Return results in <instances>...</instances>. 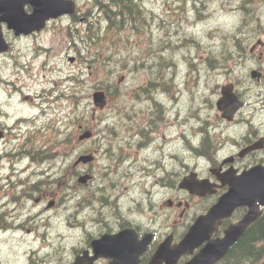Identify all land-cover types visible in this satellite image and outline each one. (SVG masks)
<instances>
[{
	"label": "rangeland",
	"instance_id": "obj_1",
	"mask_svg": "<svg viewBox=\"0 0 264 264\" xmlns=\"http://www.w3.org/2000/svg\"><path fill=\"white\" fill-rule=\"evenodd\" d=\"M218 2H220V0H218ZM127 4L133 6V8L135 7L134 3L127 2ZM161 9L162 8H160L159 11H161ZM239 23L240 22H239L238 17L229 16V15H226L223 11H218L216 22L211 27L206 26V27L201 28L202 35H206V32L209 29L213 28L215 31L213 33V37H211L209 39L202 40V36L200 34L196 33V36L201 39L200 40L201 42L199 41V44H200L199 48L195 49L196 50L195 52H198V54L201 55L202 58H205L209 55L208 51H218L223 47L224 43H226L229 47L234 48L232 46L233 42L231 41L229 35L234 33L233 31L236 29V27L239 25ZM56 29H58V27ZM181 31L183 33L186 32L187 34L189 33V35L195 34V32L193 33L191 30H188L186 28H182ZM198 31H200L199 28H198ZM240 31L241 30H238L237 32H240ZM70 40H71V38H69V37L55 36L53 33L52 34L48 33L41 38V42L47 46V49H48L47 53H48V56L51 59V61L53 63H55L58 60V61L63 62L65 65H68V62L70 63L69 56H76L77 55L76 49L70 50L68 48ZM32 47H34V46L28 44V50H30ZM169 59H170V57H169ZM198 63H199V68H202L205 71L206 67L200 62V60H198ZM72 64H75V63H70L69 67ZM171 64H174V63L171 62ZM29 66H30V64H29ZM35 66H36V73L38 75V78L40 79V80H36V84H35L36 91H34V92H37V90H39V85L41 83L49 82L50 80H49V78L47 80H44V78L41 79V76L45 73V71L40 72V64L38 62H36ZM182 67L183 68L185 67L184 63L182 64ZM51 72H52V70H51ZM99 77L100 78L104 77L103 72H100V74L92 77L91 79H88L85 82V89H84L85 98L91 99L90 96H91V93L93 91V87H92L93 82L96 79H98ZM51 83H52V81H51ZM170 89H172V86ZM34 92H31V93H34ZM52 94H53V97H55L54 91L52 92ZM87 95H88V97H87ZM121 99H124V98H121ZM87 101H88V99H85L84 104L87 103ZM53 105L54 106H53V109L51 111L46 112L45 115L43 114V120L42 121L45 122L46 118L48 116L53 118L56 114V115H59V118H61V119L63 118L65 123H66L67 119H69V117H70V116H67V114L70 110L62 102H59V104L57 105V106H59L58 108L55 107L56 102H54V101H53ZM68 127H69V123L67 124V126H65V125L62 126L63 130H65V129L68 130ZM77 130H78L77 125H73L72 129L69 128L68 131H72V133L74 135H76ZM55 137L57 138V135H55L53 131H48L46 134H44L40 138V140L38 139L39 137L37 138V140H39L38 144H41L42 142H48V144H51L53 141H55ZM169 147H170V149H173L172 148L173 145L171 143L169 144ZM56 231H58V230H56Z\"/></svg>",
	"mask_w": 264,
	"mask_h": 264
},
{
	"label": "flooded vegetation",
	"instance_id": "obj_2",
	"mask_svg": "<svg viewBox=\"0 0 264 264\" xmlns=\"http://www.w3.org/2000/svg\"><path fill=\"white\" fill-rule=\"evenodd\" d=\"M31 8L30 4H27L26 8ZM5 27V25L3 26ZM10 42V41H9ZM7 53L0 54V60L4 58ZM8 70L6 65H2L0 67V90L7 85ZM5 90V88H3ZM247 101V104H254V98ZM254 117L251 121L248 122L247 125L243 126L244 131V139L242 141V145H239L237 148L232 149L230 151H241L243 148H248L251 146H255L259 144L260 146L256 149L248 151L244 157L240 158L236 155V153L230 155V161L224 163L221 161L215 168L219 171L223 172L227 169L234 167L239 170L247 169L255 164H264V120L259 116L258 112L253 108ZM252 129V131H249ZM13 134L10 128L6 125L5 121H0V211H2L5 216H11L17 210L18 205L25 199L28 193L23 192L21 195L14 189V184L9 181V177H6L3 171V161L5 159L13 157L12 154H9L10 151H14V146H12ZM239 148H241L239 150ZM215 151H220V148ZM35 188V187H34ZM226 190V186L219 189V193H222ZM34 201L38 202V199L33 198ZM127 200V199H126ZM129 200V199H128ZM127 200V201H128ZM104 227L106 223L104 222Z\"/></svg>",
	"mask_w": 264,
	"mask_h": 264
},
{
	"label": "water",
	"instance_id": "obj_3",
	"mask_svg": "<svg viewBox=\"0 0 264 264\" xmlns=\"http://www.w3.org/2000/svg\"><path fill=\"white\" fill-rule=\"evenodd\" d=\"M0 43H2L1 39ZM1 49L2 47L0 46V50ZM261 191L262 193L259 195ZM230 196L233 199V201H231L232 206L246 203L251 205V209L249 210L243 221L238 224V226L232 228L231 230H228L227 235L224 239L217 240L213 244L215 245L212 250L213 253L218 252L220 249L227 250L229 246L234 241H236L238 237L243 233L246 227L259 216L260 211L256 209V205L254 206L252 204L259 199L261 204L264 205V179L261 180L257 185L253 183L250 184L248 179L238 181L234 184L230 192ZM204 259H206V257L199 258L198 261L194 262L193 264H199Z\"/></svg>",
	"mask_w": 264,
	"mask_h": 264
},
{
	"label": "trees",
	"instance_id": "obj_4",
	"mask_svg": "<svg viewBox=\"0 0 264 264\" xmlns=\"http://www.w3.org/2000/svg\"><path fill=\"white\" fill-rule=\"evenodd\" d=\"M122 9L131 10L129 5ZM124 15L130 18L127 12ZM230 258L235 260V264H264V215L239 240Z\"/></svg>",
	"mask_w": 264,
	"mask_h": 264
},
{
	"label": "bare ground",
	"instance_id": "obj_5",
	"mask_svg": "<svg viewBox=\"0 0 264 264\" xmlns=\"http://www.w3.org/2000/svg\"><path fill=\"white\" fill-rule=\"evenodd\" d=\"M125 5H128L127 3ZM130 6V9L132 10L133 6L129 5ZM194 33V32H193ZM189 34V33H188ZM196 35V33H195ZM199 36V35H198ZM200 39V38H199ZM199 42V41H198ZM201 42V41H200ZM198 53V52H197ZM199 55V54H198Z\"/></svg>",
	"mask_w": 264,
	"mask_h": 264
}]
</instances>
